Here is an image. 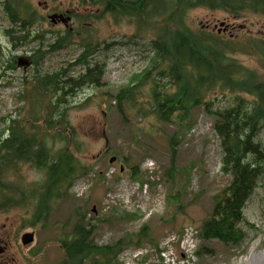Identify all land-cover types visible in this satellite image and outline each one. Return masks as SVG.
Masks as SVG:
<instances>
[{"label": "rangeland", "instance_id": "obj_1", "mask_svg": "<svg viewBox=\"0 0 264 264\" xmlns=\"http://www.w3.org/2000/svg\"><path fill=\"white\" fill-rule=\"evenodd\" d=\"M6 6L18 10L28 6L32 16L38 18L33 27L35 34L55 35L64 33L66 27L49 20L52 11L78 7L82 14L87 4L82 5L81 0H0V40L5 60L27 59L34 50L42 51L37 69L22 59L15 69L0 68V133L5 129L3 118L22 106L19 95L31 86L32 78L70 68L85 50V42L95 45L89 57L91 65L103 63L105 73L102 85L78 90L65 102L74 137L82 150L80 155L86 162L85 173L76 180L69 197L57 205L51 225L45 229L24 225V218L29 217L26 208L0 212V264H58L63 252L55 237L60 226L64 230L73 226L74 220L64 223L76 207L81 215L86 214L87 223L92 220L93 238L100 245L130 239L131 234L135 240L136 233L147 228L148 240L141 246L131 244L125 248L116 264H264V172L244 209L245 220L240 227L245 235L239 246L217 239L201 240L198 236L202 221L213 209V196L232 179L222 170L224 154L214 128L216 116L201 104L190 111L183 123H164L119 105L117 94L136 85L137 76L149 64V39L154 33L144 29V34L135 36L137 25L133 20L117 21L110 15L96 19L89 15L75 33L70 32L68 38L73 42L65 48L55 50L48 45L53 35L43 44L39 39L14 48L5 33L11 27ZM248 16L236 20L223 11L197 8L189 11L187 21L194 29L220 32L229 24L236 28L231 29L233 33L240 25L251 34L264 33L259 16ZM222 22L226 24L221 26ZM224 34L230 35V30ZM236 57L243 65L257 66L250 55ZM83 71L84 64L80 63L71 67L70 73ZM148 92V85L141 86L136 97L139 108L148 107ZM216 95L214 109L231 103V96ZM258 140L264 146V123ZM64 144V140L55 141L56 148ZM173 145L177 146L174 156ZM114 156L117 159L110 162ZM173 157L174 168L170 170ZM133 171L138 174L133 175ZM25 177L28 183L38 182L44 173L27 167ZM29 231L35 232V240L23 245L22 235ZM201 246H207L211 253L197 255Z\"/></svg>", "mask_w": 264, "mask_h": 264}, {"label": "trees", "instance_id": "obj_2", "mask_svg": "<svg viewBox=\"0 0 264 264\" xmlns=\"http://www.w3.org/2000/svg\"><path fill=\"white\" fill-rule=\"evenodd\" d=\"M81 1L82 5L90 3L100 8L92 14L95 18L110 15L118 20H133L138 31L135 36L144 34V29L154 33L149 39L152 52L149 64L137 76V82L143 80L149 86L148 107L137 106L136 97L143 83L140 81L117 94L128 103L123 109L137 110L141 117L153 116L158 122L178 120L183 123L194 107L204 104L216 116L214 128L221 138L224 154L222 170L230 173L232 179L213 196V209L202 221L199 236L203 240L217 239L239 246L245 235L239 225L244 219L243 209L264 172V146L258 140L264 122V35L246 33L227 37L203 28L194 29L187 15L190 10L202 8L223 11L235 19H247L249 14L264 18V0ZM5 8L13 21H20L19 16L24 20L32 16L28 6L20 10L11 6ZM65 32L67 37L71 34L70 30ZM84 48L75 60L84 64V71L73 80L69 90L60 93L56 100L39 99V88L43 85L40 77L34 83L35 92L22 94V106L3 118L0 176L25 161L36 167L46 164L48 169L42 180L29 183V192L24 188L12 192L0 179V212L14 207L26 208L29 212V217L24 218L26 227L45 229L50 226L57 205L69 197L70 189L87 168L76 155L81 148L74 137V128L66 112L61 111V102L73 93V87L103 83L105 65L101 62L91 65L89 60L94 53V43L85 42ZM1 54L0 46V57ZM237 54L252 56L259 66L243 65ZM27 61L35 64L36 69L39 67V56H29ZM215 93L216 97L218 94L231 96V103L214 109ZM52 131L56 133L51 138ZM57 139L66 144L56 148ZM176 151L177 146L173 145V156ZM172 159L170 170L174 168V157ZM85 218L86 214L81 215L76 207L64 223L68 225L74 220L73 226L68 230L59 227L55 240L60 244L63 257L58 264H116L125 248L131 244L141 246L149 238L147 228L143 227L136 233L135 240L131 234L130 239L100 245L93 238L92 220L87 223ZM206 253L211 250L201 246L197 255Z\"/></svg>", "mask_w": 264, "mask_h": 264}, {"label": "bare ground", "instance_id": "obj_3", "mask_svg": "<svg viewBox=\"0 0 264 264\" xmlns=\"http://www.w3.org/2000/svg\"><path fill=\"white\" fill-rule=\"evenodd\" d=\"M90 7H92V8L95 7L96 9L93 10ZM86 8L90 9V13H88L87 16H89V15L92 16L93 13L100 11V8H97L95 5L93 6L90 3L87 4ZM52 15H55V14H51L50 16H48V18H49V20H51V22L53 24H56V18L58 16L55 17L54 21H52V19H51ZM57 15H59V14H57ZM18 18L20 21H13L12 19H10L11 27L9 29H6V32H5L7 37L10 39V42L14 48H17L18 46H20L23 43L34 41V40H39V39H42V44H43L49 36L53 35L50 32L48 33L49 35H44L43 33L35 34V30H33V27H34V24L36 23V21L38 19L36 15L30 16L29 20H24L23 17H20V16ZM103 18H100V19H103ZM96 19H98V18H96ZM114 19H116V18H114ZM116 20H118V19H116ZM66 22L71 24L70 19H67ZM66 30H70V29L68 27H66ZM66 30H64V31H66ZM70 32L73 33V31H71V30H70ZM72 42H73V39H69L65 35H53V38L51 39V42L48 45L50 47H53L55 50H57V49H61V48H65V47L69 46V44ZM0 46H1V50H2V54L0 57V68L8 67L10 69H15L17 65H20L21 59L24 61H27V59L21 58V57H13L12 60H5V47L2 45L1 40H0ZM41 53H42L41 49L38 48V49L34 50L33 55L39 56ZM75 65H78L76 61L74 62V64L70 65V68L56 70V71L50 72V73L43 75V76H39L38 74L35 75L32 78V80L30 81L31 86L30 87L28 86L25 88V91L19 95V99H21L22 94H25V93L27 94L29 92L34 93L35 89H36L34 87V83H35V81H37L38 78L41 77L43 85H42V87L39 88V99H45L48 101L49 100H56L58 98L57 96L60 93L65 92L71 88L70 86H72L73 80H75L79 76V73H77V74H71L70 73L71 67H73ZM49 80H50L49 84L46 83ZM56 80H58V81H56ZM140 81L141 80H138L137 83L143 82L140 86H145V81H143V80L141 82ZM57 84H58V86H57ZM88 86L93 87V86H98V85L86 83L83 85H79L77 87H73V90H72L73 93L67 95L66 98L61 102V108H62L61 111L66 112V115H67L69 107L66 105L67 103H65V102H68L69 98L75 97L78 90H81V89L88 87ZM116 97L118 98L120 107L123 105L121 107V109H123L124 107H126L128 105V103L126 101L120 100L119 96H116ZM262 125H261V128H262ZM55 133H56V131H52L50 133V137L52 138L55 135ZM50 137H48V140H50ZM220 141H221V138H220ZM71 143H72V140H71ZM81 153H82V150L80 152H77L76 155L80 158V160L84 164H86V162L83 161V158L80 155ZM27 167H29L31 169H35V170H37L39 172H43V173H45V171L48 170L46 167V164H42L40 167H36L31 162L25 161V162H21L20 164H18L17 167H14L12 170L7 172V174L1 175L0 179H3V182L8 186V189L12 190V192H14V190H16L17 188L18 189L24 188L28 191L31 185L28 183V181L26 180V177H25V169ZM137 174H138V172L133 171V175H137ZM245 207H246V205H245ZM245 207H244V209H245ZM244 209H243V216H244ZM244 220H245V216H244L243 221ZM242 222H240V224Z\"/></svg>", "mask_w": 264, "mask_h": 264}, {"label": "flooded vegetation", "instance_id": "obj_4", "mask_svg": "<svg viewBox=\"0 0 264 264\" xmlns=\"http://www.w3.org/2000/svg\"><path fill=\"white\" fill-rule=\"evenodd\" d=\"M88 13H90V9L89 8H86L84 9V13H80V9L77 7L76 9L74 10H69V9H64V10H54L52 11V13H50L48 16H50L51 14H63L64 16H58L56 18V24H59V25H63V26H66V27H69V29L71 31H73V33L76 32V30L78 29V27H81L83 23H85V20L87 19V15ZM67 19H70L71 20V25L69 23L66 22ZM235 28V26H230V35L231 37L233 36H242V33L243 31H247L245 30L243 26H240L238 28V32H234L231 31V29Z\"/></svg>", "mask_w": 264, "mask_h": 264}, {"label": "water", "instance_id": "obj_5", "mask_svg": "<svg viewBox=\"0 0 264 264\" xmlns=\"http://www.w3.org/2000/svg\"><path fill=\"white\" fill-rule=\"evenodd\" d=\"M56 16H63V14H60V15H57V14H55V15H52L51 16V19H52V21H54V19H55V17ZM117 159V157H112L111 158V160H110V162H113V161H115ZM34 236H35V233L34 232H25L23 235H22V243L24 244V245H29V244H31L33 241H34Z\"/></svg>", "mask_w": 264, "mask_h": 264}]
</instances>
